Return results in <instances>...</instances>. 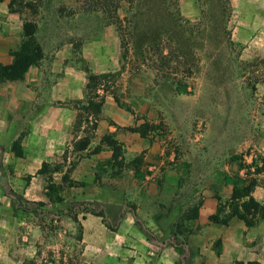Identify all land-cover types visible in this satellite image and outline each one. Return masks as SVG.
<instances>
[{
  "label": "crops",
  "instance_id": "obj_1",
  "mask_svg": "<svg viewBox=\"0 0 264 264\" xmlns=\"http://www.w3.org/2000/svg\"><path fill=\"white\" fill-rule=\"evenodd\" d=\"M10 2L0 1V62L4 64L12 61L11 52L22 40L25 19L23 12L10 9ZM34 3L36 11L26 17L37 22L36 37L44 56L23 78L0 83V264H60L56 257L39 253L41 224L34 221L31 208L24 212L13 201L21 196L33 203H49L47 179L39 169L82 136L75 129V103L88 97L90 73L118 67L114 29L110 36L99 35L98 29L85 33L76 11L85 5L83 0H54L51 6L45 0ZM66 8H73L72 12L68 14ZM261 98L264 101V95ZM135 123L115 95L105 93L95 138L88 147L102 144L101 139L111 134L122 143L126 158L145 153L151 163L148 172L128 167L121 177L112 176L106 183L95 179L94 170L98 159H112L109 145L103 143L99 151L80 159L71 174L74 184L65 187L62 200L55 203L63 210L78 207V214L86 211L75 264H184L180 262L182 243L176 241L177 235L166 234L169 226L162 221L167 212L176 213L171 204L180 173L159 158L160 143H151L130 129ZM254 126L250 143L242 144L239 133L230 136L229 144V150L242 153L251 166L249 175L245 168L220 158L201 160L202 202L198 217L191 218L195 229L184 243L190 264H264V220L250 226L236 216L228 224L209 219L220 199L230 198L234 183L248 176L256 180L253 196L264 203V103L256 112ZM20 137L22 155L13 150ZM258 166L263 168L255 169ZM96 207L104 209L106 218L90 210ZM62 217L73 228L74 218L66 212Z\"/></svg>",
  "mask_w": 264,
  "mask_h": 264
},
{
  "label": "rangeland",
  "instance_id": "obj_2",
  "mask_svg": "<svg viewBox=\"0 0 264 264\" xmlns=\"http://www.w3.org/2000/svg\"><path fill=\"white\" fill-rule=\"evenodd\" d=\"M26 1L17 0L15 4L23 9L24 17L32 12L25 6ZM52 1L45 0L47 6ZM83 2L85 5L76 11L82 17L85 33L98 29L99 35L110 36V29H114L118 67L104 72L86 100L75 103V129L82 131V136L47 162L50 171L45 173L46 190L52 197L49 203H33L17 196L14 206L24 212L31 208L34 221L41 224L38 233L43 242L39 253L56 257L60 264L62 260L75 264L81 248V217L86 211L78 214V207L63 210L55 203L62 200L65 187L71 185L69 179L74 181L71 174L80 159L106 144L102 138V144L77 149L82 138L89 137L90 142L95 138L100 118V112L96 114L86 106L89 97L100 101L105 93H112L120 107L135 117L136 123L130 129L146 130L148 141L160 143L159 158L180 173L175 202L171 204L176 213L170 216L167 212L162 221L169 226L166 234L177 235L176 241L182 243L180 262L190 264L184 243L195 229L190 217L193 207L202 202L201 160L216 157L225 164L245 168L248 175L252 172L242 153H232L229 144L230 136L239 133L242 144L250 143L256 112L264 103V0ZM72 9L66 8L67 13ZM63 10L61 5L60 12ZM102 82L106 83L104 91L99 90ZM146 155L128 159L122 147L117 159L95 162L94 177L107 183L110 177H121L134 166L138 173L148 172L151 160ZM137 156L140 160L132 161ZM259 168L263 166L255 169ZM250 179L248 176L246 181ZM51 182L59 186V191L49 187ZM90 210L106 218L103 208ZM65 212L74 218L73 228L62 220Z\"/></svg>",
  "mask_w": 264,
  "mask_h": 264
},
{
  "label": "trees",
  "instance_id": "obj_3",
  "mask_svg": "<svg viewBox=\"0 0 264 264\" xmlns=\"http://www.w3.org/2000/svg\"><path fill=\"white\" fill-rule=\"evenodd\" d=\"M1 1V0H0ZM17 0H11L10 9L23 12V9L16 7ZM26 7H29L33 12L36 11V4L33 0L26 1ZM37 22L31 18L25 17L23 22V37L19 46L11 53L13 59L10 63L4 64L0 62V83L5 80H17L24 77L30 66L39 63L44 56V51L40 42L36 37ZM102 74L90 73L88 88L89 92L93 89V86L97 79ZM118 100L117 96H115ZM103 103V98L100 101H95L93 97H89L88 108H93L94 113H99ZM134 131H139L142 136L146 135V130L135 128ZM103 141L113 149L112 159H117L122 154V143L118 141L113 135L106 134L103 137ZM90 143L89 137L82 138L77 146V149H85ZM13 150L18 155H22V148L20 140H16L13 143ZM99 150V147L95 149V152ZM140 156L135 157L132 161H139ZM59 169V166L55 168V171ZM48 163L44 162L39 169L40 173L49 172ZM70 184H74L69 179ZM256 180L251 178L248 181L235 182L233 185V191L228 200L225 202L220 199L217 210L209 216L210 221L222 224H228L232 217L236 216L246 221L247 225H254L259 220H264V203L258 201L252 194ZM49 187L54 191H59V186L53 182L49 184ZM43 204V202H39ZM201 202L193 207L191 218H197L199 213V207ZM228 209H227V208ZM252 264V263H249Z\"/></svg>",
  "mask_w": 264,
  "mask_h": 264
},
{
  "label": "built area",
  "instance_id": "obj_4",
  "mask_svg": "<svg viewBox=\"0 0 264 264\" xmlns=\"http://www.w3.org/2000/svg\"><path fill=\"white\" fill-rule=\"evenodd\" d=\"M105 87H106V83H105V82H102V83L100 84L99 90L104 91V90H105Z\"/></svg>",
  "mask_w": 264,
  "mask_h": 264
}]
</instances>
